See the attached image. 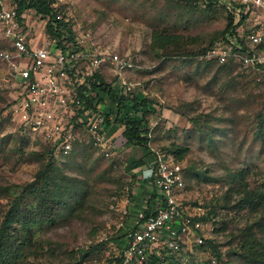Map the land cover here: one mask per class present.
I'll return each instance as SVG.
<instances>
[{
    "label": "rangeland",
    "instance_id": "374dc122",
    "mask_svg": "<svg viewBox=\"0 0 264 264\" xmlns=\"http://www.w3.org/2000/svg\"><path fill=\"white\" fill-rule=\"evenodd\" d=\"M55 5L71 36L69 46L116 53L132 64L117 71L106 63L102 70L106 82L118 84V74L130 83V94L149 100L148 148L124 143L113 119L131 113V107L118 110L106 97L100 103L106 116V148L79 135L68 156L54 157L55 164L84 187L70 209H62L52 222L32 225L39 246L24 264H109L116 252L113 241L120 233L122 210H135L149 193L139 178L144 161L133 169L126 166L141 157L147 161L155 152L165 153L171 145L187 148L179 160L184 182L180 197L203 210L204 238L214 242L216 252L208 246H182L155 263L248 264L241 256L238 230L249 214L225 208L223 198L229 174L238 168H248L251 188L264 179V68L235 61L219 65L201 53L210 39H220L224 9L202 0H56ZM27 13L29 32H37L45 18ZM153 30L181 36L177 54L152 47ZM2 46L7 47L0 35ZM13 86L8 67L0 62V186L7 187L0 196V220L19 191L16 185L32 180L48 160L47 155L27 154L42 151L45 143L3 119ZM21 135L24 142L17 139ZM13 147L21 149L12 152ZM34 197L23 195L20 202L33 203Z\"/></svg>",
    "mask_w": 264,
    "mask_h": 264
},
{
    "label": "built area",
    "instance_id": "2783aa9c",
    "mask_svg": "<svg viewBox=\"0 0 264 264\" xmlns=\"http://www.w3.org/2000/svg\"><path fill=\"white\" fill-rule=\"evenodd\" d=\"M228 2L242 6L246 13L243 23L236 27L240 41L231 45L223 39L215 40L206 49L205 58L218 64L231 60L243 67H264V0ZM27 11L34 12L25 10L17 15L13 5L0 0V35L7 45L0 47V62L8 67L14 84L7 104L11 123L21 133L48 144L55 156L67 154L79 135L105 149L106 116L101 104L77 112L82 102L78 89L106 63L117 71L132 64L116 53H89L68 42L62 48L57 46L46 32L45 19L39 21L37 32L30 33L24 19L31 16ZM117 77V85L128 92L130 83ZM86 90L80 93H90L89 87ZM153 155L147 161L143 158L139 175L147 184L148 196L135 210H122L120 233L113 241L116 252L109 264H149L151 258L160 259L180 251L182 246H199L204 241L207 225L201 219L203 210L180 197L183 166L165 153Z\"/></svg>",
    "mask_w": 264,
    "mask_h": 264
},
{
    "label": "trees",
    "instance_id": "16d2710c",
    "mask_svg": "<svg viewBox=\"0 0 264 264\" xmlns=\"http://www.w3.org/2000/svg\"><path fill=\"white\" fill-rule=\"evenodd\" d=\"M5 1L14 6L17 15H20L25 10H33L45 18L46 32L55 40L57 46L62 48L65 42L72 41L71 36L65 31L66 26L63 21V15L57 13L56 0ZM202 1L207 6L218 4L226 13L225 24L218 31L219 38L231 45L233 41H240L236 27L243 23L246 15L242 6L233 5L228 0ZM150 39L152 47L162 51L169 50L165 52L175 53L176 49L181 47L176 43L179 39H182L181 36L169 32L163 33L153 30ZM214 39L209 40L207 47L202 48L201 53L206 51L215 41ZM3 46L2 48H5ZM188 55L190 54L188 53ZM163 57L166 58L168 56ZM230 61L219 65H225ZM104 75L103 70L96 71L93 73V77L87 80L86 86L79 87L77 96L82 102L77 112H81L85 108L94 109L106 97L110 99L118 110L130 106L131 113L123 115L118 120L117 118L113 120L121 127L120 135L123 137L125 144L139 145L147 149L149 126L145 115L150 107L149 100L145 97L139 98L136 94L123 92L122 88L117 84L113 85L110 82H106ZM87 87H89L90 93L82 95L80 92L86 90ZM139 109L141 112L138 116ZM3 119L10 122L7 108L4 111ZM23 138L26 139L23 135L17 137L18 140L24 142ZM43 147L42 151L31 150L27 154L39 158L47 155L48 160L43 165H40L32 180L22 185H16L19 191L12 196L6 210L1 214L0 264H24L27 255L35 253L39 246L37 244L38 237L35 236L32 225L39 220L52 222L55 215L60 213L62 209H70L72 201H76L79 197V189L84 187L80 179L65 174L61 170V166L55 164L54 157L56 156L48 144ZM16 149L21 148L13 147L11 151L15 152ZM71 151L73 150L71 149L64 157L68 156ZM165 151V154H170L173 159L179 161L187 151V148L185 146L171 145ZM142 163L143 158L141 157L130 161L126 168L133 169ZM247 174L248 168L246 167L238 168L229 174L230 180L224 193L223 206L236 213L245 209L246 214H249L243 227L238 230L240 247L243 251L241 256L248 264H264V179L259 185L251 188L246 179ZM186 176L190 177L189 174ZM6 190L7 187L0 186V196L6 193ZM29 194H34L35 196L33 203L20 202L23 195ZM209 213L211 211L207 212V214ZM201 219H206V217L204 216ZM206 246L216 252L214 242L211 239L204 238L203 243L199 245V247ZM86 254L87 251L84 252L81 258ZM157 260V258H151L149 264H156ZM78 263L79 261L73 264Z\"/></svg>",
    "mask_w": 264,
    "mask_h": 264
}]
</instances>
